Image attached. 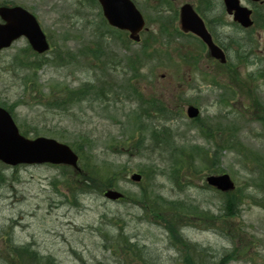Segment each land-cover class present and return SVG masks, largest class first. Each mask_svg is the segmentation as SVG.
<instances>
[{
    "label": "rangeland",
    "instance_id": "rangeland-1",
    "mask_svg": "<svg viewBox=\"0 0 264 264\" xmlns=\"http://www.w3.org/2000/svg\"><path fill=\"white\" fill-rule=\"evenodd\" d=\"M134 1L148 25L147 33L141 36L150 38L151 48L144 57L136 53L140 44L108 27L98 0H0V4H19L34 13L52 45L43 57L32 56L40 65L45 62L41 69L18 67L15 78L7 66L17 54L24 53L28 40L21 38L0 52V105L12 108L19 127L30 130L31 136L38 129L40 135L82 149L89 168L92 166L86 154L94 168L103 173L99 180L110 170H120L113 188L126 195L140 193L141 186L131 180L132 174L139 173L144 187L152 186L170 200L190 197L191 204L200 203L215 218L222 210V194L212 191L205 178L208 174H230L244 205L239 218L229 225L241 223L242 231L255 244L250 246L252 259L230 264H264V187L256 185L259 170L255 164L260 161L264 165V128L255 116V112L264 114V85L255 91L256 83H249L247 76L248 72L264 69V21L251 32L244 30L234 24L223 0ZM241 1L255 10L260 21L264 4L257 8L250 0ZM185 3L202 7L213 18L211 28L232 61V68L217 65L195 35L182 32L176 12ZM58 50L63 51L66 65H60ZM130 57L140 64L138 70L129 67ZM33 74L38 82L34 87L23 86L17 79ZM97 80L102 82L101 89L105 81L113 90L96 100L97 93L106 91L96 88L84 102L68 110L48 109L37 98L51 91L60 98L62 88L79 89ZM129 82L138 87L142 97L133 87H127ZM226 86L234 90L236 97L224 89ZM229 93L232 100L223 102ZM190 105L201 110L203 122L211 118L216 125L233 126L236 140L251 151L212 149L205 155L210 169L184 180L180 188L169 178V152L164 147H153L151 132L167 128L180 144L193 142L208 147L186 114ZM156 106L164 109L163 113L155 112ZM141 125L144 129L138 130ZM2 169L7 181L0 183V250L33 249L34 262L42 263L41 256L52 259L49 264H129L117 249L122 248L117 244L121 235L142 247L138 257L146 264H182L180 248L190 245L204 249L203 255L211 260L233 248L229 235L233 233L224 235L218 222L208 221V215L203 219L190 215L186 222L171 226L175 230L172 232L156 222L154 215L146 217L143 203L108 200L98 189L73 196L59 179L62 170L56 166ZM151 169L156 173L149 175ZM236 247L245 248L247 244L239 242ZM28 253L25 256L30 258ZM0 264L10 263L0 258Z\"/></svg>",
    "mask_w": 264,
    "mask_h": 264
},
{
    "label": "trees",
    "instance_id": "trees-1",
    "mask_svg": "<svg viewBox=\"0 0 264 264\" xmlns=\"http://www.w3.org/2000/svg\"><path fill=\"white\" fill-rule=\"evenodd\" d=\"M146 36L141 41L140 50L136 51L138 55H141L143 53L141 55L142 57L148 55V49L151 48L149 40L150 38ZM24 53H19L14 57V60L9 65L12 67L11 70L10 67L7 66V70L9 71L10 75H13V77L16 74L15 69H17L18 67L26 70L30 69V71H37L42 67L39 64L40 61H34L36 59L31 57V55H27V53H31V51L29 50V46L28 49L24 51ZM56 57L60 60V63L63 59L66 58L63 56L62 50H58ZM15 62L16 65H12ZM128 62L130 63L129 67L131 69H139L140 64L136 62L135 58L130 57L128 59ZM67 63V60H64L60 65L63 66ZM230 72L234 73V70L232 69L230 70ZM232 75L233 74H230V78L232 77ZM252 75H254V78L252 77ZM17 79L22 82L23 86L31 85L34 87L35 85H38L36 74H33L32 76H26L25 78H22V76H18ZM248 79L249 83L250 81L256 83L254 89L255 91H257L262 85H264V69L260 70L259 72H249ZM101 85V80H97L96 83H86L79 89L62 88L63 94L60 98L54 96V92L52 91L48 94H45V96L42 98H39L38 96L37 98L41 101V104L48 109L68 110L74 105L80 102H84L87 98L90 97L89 95L94 94L96 88L101 89ZM103 86L106 88V91L103 92V94L97 93L98 99L96 100L101 99L100 95L106 97V92H111L113 90V86H111V84L110 88H107V86H109V82L104 81ZM128 86H130L131 88L133 87V90L138 93V89L135 87L136 85L129 82L127 84V87ZM105 88L101 90H105ZM224 89L230 90L233 96L236 97L235 92L232 88L226 86ZM250 89L251 88L249 87V90ZM56 93L59 94V96L61 95V92L56 91ZM227 97L229 98H227L226 100L223 99L222 101L224 102L227 100H232V96L230 93L227 95ZM154 108L155 112L158 113H163L162 110L164 111V109L160 108L159 106H156ZM259 114V112H255L257 122L261 124V126L264 128V114ZM200 118L201 117L195 120V124L200 131L201 137L206 141L208 147L198 143L194 144L193 142H191L192 144L190 145L180 144L181 141L175 140V138L167 128H164L163 131H157L153 129L151 132L153 147H164L169 152V178L174 182V184H176L180 188H183V185H185L184 180L188 178L189 180H191L194 178L195 175L200 174L203 170L210 169L209 167L211 163L207 161L205 155H207L212 149H215L216 151L228 150L236 153H249L251 151L246 148L241 143V141L236 140L233 126H230L228 124L216 125L213 123V119L211 118L206 119L205 122H203ZM143 129L144 126L141 125L138 130ZM22 130L26 134L31 133L30 130L24 129L23 126ZM32 132L34 133L33 136L40 135L38 129H35ZM140 141H142V139ZM76 150L81 155L82 170L78 172L72 169L71 167L61 166L60 168L62 171L60 173L59 178L60 180H63L66 189L69 190V192L73 194V196L77 195V193L90 191L93 189H98L102 192L105 188L117 186V179L119 175H121L120 170H118L117 172L115 170H110L108 173L105 174L104 177H102L101 180H99L101 178L100 176H102L103 173L94 168L90 156L86 154L92 166L89 168V163L82 149L76 148ZM197 158L199 159L198 163L196 162ZM259 162H254L259 170V177L258 181L256 182V185L258 188H263L264 165H261ZM2 168L3 165L0 163V183L7 181V178ZM143 171L144 170L142 169V172ZM152 173H156V169H151L149 175H152ZM148 178L150 177L148 176ZM139 185L141 186L140 193H131L127 195L125 199L132 200L136 204L143 203L146 208V217H148L149 214L154 215V217L157 219L156 222L163 224L165 227H168V229H170L172 232H175V230L171 226H176L177 223L181 224L182 221L186 222L185 219H187L190 215H195L198 219H203V216L208 215V221L214 220L215 222H218L219 230L224 235H226L228 232L233 233L229 234L232 238L231 242L233 243V248L225 250L220 255V258H215L214 260H211L207 256L205 257L203 255L204 249L194 248L193 245H190L187 248H180L182 253L181 260L184 264H230L242 258H253L252 248L250 246H254L255 244L249 241V236L242 231V224L238 223L240 224V226H238L236 223V227H232L229 225L232 219L239 218L241 208L244 205V199L243 196L239 194V188L236 192L222 195V210L220 211V216H216L215 218H213L212 212H210L208 209H204L203 207H201L200 203L195 202L191 204V202L189 201V199H191L190 197L185 198L184 201H179V199L170 200L164 197L161 193L155 192L154 190L156 189H154L152 186L147 188L144 187L142 183H140ZM262 201L264 203V198ZM239 238L241 239V241H239ZM239 242L246 243L247 247H236ZM117 244L118 246L122 247L117 249L121 251L123 256L128 260L127 262L129 264H146V262L142 260V258L139 259L138 257L139 251L141 250L140 248H142L138 244L130 242V240H128L127 237H125L124 235H121V237L117 239ZM25 252H28V250L24 248H1L0 258H2L6 262H9L10 264H29L27 261L29 257L25 256ZM32 255L28 253V256H31L30 258L33 259ZM30 264L41 263L34 262L33 260H31Z\"/></svg>",
    "mask_w": 264,
    "mask_h": 264
},
{
    "label": "water",
    "instance_id": "water-1",
    "mask_svg": "<svg viewBox=\"0 0 264 264\" xmlns=\"http://www.w3.org/2000/svg\"><path fill=\"white\" fill-rule=\"evenodd\" d=\"M100 1L112 23L129 29L132 38L139 39L137 34L144 28L145 20L130 0ZM225 4L228 12L234 14L236 21L244 27L252 26L251 11L243 7L240 0H225ZM0 16L4 21L0 23V50L10 47L20 37H26L36 52L44 53L50 48L47 36L37 18L23 7L1 6ZM181 24L183 30H191L205 40L213 57L221 60L222 63L227 61L225 53L214 44L202 19L192 6L185 5L182 8ZM187 113L190 118H195L200 111L192 105ZM0 161L9 165L51 163L79 168V156L69 145L48 137L29 139L23 136L12 115L2 107H0ZM132 179L139 182L142 176L133 174ZM207 181L222 191H231L235 188L228 174L212 175L207 178ZM104 196L111 200H118L123 198L124 194L116 189H108L104 192Z\"/></svg>",
    "mask_w": 264,
    "mask_h": 264
},
{
    "label": "bare ground",
    "instance_id": "bare-ground-1",
    "mask_svg": "<svg viewBox=\"0 0 264 264\" xmlns=\"http://www.w3.org/2000/svg\"><path fill=\"white\" fill-rule=\"evenodd\" d=\"M30 246L34 247L35 245H30ZM29 253H30V255L35 254V252L33 250H30Z\"/></svg>",
    "mask_w": 264,
    "mask_h": 264
},
{
    "label": "flooded vegetation",
    "instance_id": "flooded-vegetation-1",
    "mask_svg": "<svg viewBox=\"0 0 264 264\" xmlns=\"http://www.w3.org/2000/svg\"><path fill=\"white\" fill-rule=\"evenodd\" d=\"M197 10H198V7L196 6Z\"/></svg>",
    "mask_w": 264,
    "mask_h": 264
}]
</instances>
